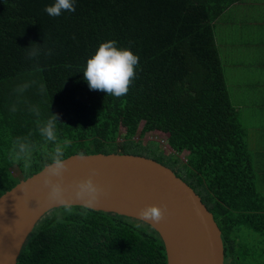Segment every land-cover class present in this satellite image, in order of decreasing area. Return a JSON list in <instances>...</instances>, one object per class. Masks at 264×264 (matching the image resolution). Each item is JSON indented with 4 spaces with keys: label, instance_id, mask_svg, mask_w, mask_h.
<instances>
[{
    "label": "trees",
    "instance_id": "1",
    "mask_svg": "<svg viewBox=\"0 0 264 264\" xmlns=\"http://www.w3.org/2000/svg\"><path fill=\"white\" fill-rule=\"evenodd\" d=\"M243 1L74 0L75 12L52 17L45 8L54 0H0V196L44 168L40 153L28 173L8 159L12 140L35 131L28 107L39 105L43 116L59 114L60 135L72 140L65 158L80 151L132 153L171 167L214 214L230 264H241L246 250L238 233L248 225L264 234V201L231 102L217 21ZM109 40L139 56L121 97L91 90L84 79L88 58ZM36 44H44L41 55L29 59ZM29 81L37 84L11 112L13 89ZM148 132L164 134L175 154L154 140L144 143ZM184 151L186 161L178 156ZM60 211L37 223L17 264H167L162 237L143 221L97 210L81 216L76 206L57 223Z\"/></svg>",
    "mask_w": 264,
    "mask_h": 264
},
{
    "label": "water",
    "instance_id": "2",
    "mask_svg": "<svg viewBox=\"0 0 264 264\" xmlns=\"http://www.w3.org/2000/svg\"><path fill=\"white\" fill-rule=\"evenodd\" d=\"M77 154L66 158V183L86 179L96 169L95 181L106 195L95 210L149 224L164 241L167 264H225L222 230L214 214L171 167L132 153H93L83 160ZM43 172L44 168L0 196V264H17L37 223L54 209L40 206L47 192ZM147 205L166 206L159 223L140 219L139 210Z\"/></svg>",
    "mask_w": 264,
    "mask_h": 264
},
{
    "label": "clouds",
    "instance_id": "3",
    "mask_svg": "<svg viewBox=\"0 0 264 264\" xmlns=\"http://www.w3.org/2000/svg\"><path fill=\"white\" fill-rule=\"evenodd\" d=\"M64 11H76L74 0H54L53 4L45 8V12L52 17L60 16ZM44 44H36L38 47L31 45L28 48V58H38ZM46 55L51 56L52 50L48 49ZM138 63L139 56L130 48L117 47V41L109 40L101 43L95 54L88 58L83 70L84 79L91 90L103 91L115 97L125 96L135 78ZM36 84V81H29L13 89L17 103L11 106V112L17 111V104L23 94ZM38 91L44 95L47 88L40 83ZM28 111L36 117L35 131L16 136L12 140L8 159L14 165L22 164L24 172L28 173L34 165L36 155L40 153L46 161L42 185L47 190L45 201L40 206L62 209L56 213L57 223L63 222L65 214L71 215L76 206H79L81 216H87L89 211L95 210L99 205L101 197L106 195L105 189L95 181L97 170L91 169L86 179L66 183L68 164L65 154L72 145V140L67 136L61 137L58 128L61 124L59 114L51 112L50 115L43 116L39 105H30ZM77 155L81 160L87 158L83 151ZM165 208L166 206L147 205L139 210L138 215L142 220L159 223L164 218Z\"/></svg>",
    "mask_w": 264,
    "mask_h": 264
},
{
    "label": "crops",
    "instance_id": "4",
    "mask_svg": "<svg viewBox=\"0 0 264 264\" xmlns=\"http://www.w3.org/2000/svg\"><path fill=\"white\" fill-rule=\"evenodd\" d=\"M217 29L231 102L247 132L256 187L264 201V141H250V128L245 124L248 117L246 119L242 112L245 103L234 92L239 84L244 85L243 91H255L257 101L255 104L254 99L250 101L256 107V114L264 112V0H245L233 4L217 21ZM241 74L246 75V79L232 80ZM262 131L264 133V126ZM259 250L264 251V247Z\"/></svg>",
    "mask_w": 264,
    "mask_h": 264
},
{
    "label": "rangeland",
    "instance_id": "5",
    "mask_svg": "<svg viewBox=\"0 0 264 264\" xmlns=\"http://www.w3.org/2000/svg\"><path fill=\"white\" fill-rule=\"evenodd\" d=\"M218 32V29H217ZM237 79H246V75L241 74L240 76L233 78L232 80ZM244 85L239 84L238 89L234 92L238 95V98L241 99L242 103H245L242 108V112L246 115V126L250 128V141L256 139L264 141V133L262 127L264 126V112L260 111V114H256L257 110L255 105L251 103L250 100L254 99V104L257 101L256 92L253 90H244ZM248 92V96L247 93ZM250 94V98L249 97ZM248 98V100H247ZM257 106V105H256ZM124 133V129L122 130ZM154 140L159 143V149H161L166 154H175V150L168 144L164 134L160 132H148L144 137V143L147 141ZM119 141H122V137L119 138ZM187 151L180 153L178 156L182 161H186ZM238 242L242 244L243 249L246 250V253H243L241 264H264V252H261L259 249L264 247V234H260L249 228V226L244 225L241 227L238 233Z\"/></svg>",
    "mask_w": 264,
    "mask_h": 264
},
{
    "label": "flooded vegetation",
    "instance_id": "6",
    "mask_svg": "<svg viewBox=\"0 0 264 264\" xmlns=\"http://www.w3.org/2000/svg\"><path fill=\"white\" fill-rule=\"evenodd\" d=\"M225 264H230V260L227 258L226 253H225Z\"/></svg>",
    "mask_w": 264,
    "mask_h": 264
}]
</instances>
